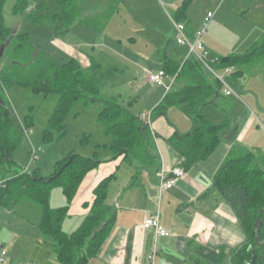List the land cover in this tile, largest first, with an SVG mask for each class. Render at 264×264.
Wrapping results in <instances>:
<instances>
[{
    "label": "trees",
    "instance_id": "trees-1",
    "mask_svg": "<svg viewBox=\"0 0 264 264\" xmlns=\"http://www.w3.org/2000/svg\"><path fill=\"white\" fill-rule=\"evenodd\" d=\"M6 0H0V47L11 39L4 56L7 63L0 65V213L13 211L21 202L37 206L41 210L39 231L45 237L40 242L52 251L59 264H88L98 255L106 237L114 226L115 209L107 204L110 184L116 179L115 172L103 178L93 190V201L88 205L89 213L73 233L64 231L68 208L53 209L51 192L55 184L61 186L71 204L87 177L102 164L121 159L131 166L153 168L157 157L154 135L149 125L129 107L120 104L114 97L102 95L97 79L86 73L78 60L61 64L39 48L29 43L26 34H15L5 22L3 8ZM193 0H185L174 14L176 21L186 23V13ZM120 0H111L106 8L109 19L118 9ZM58 11L49 18L38 14L42 5H32L30 0H17L16 14H23L34 24H51L60 21L64 25L62 34L78 20L95 29L102 24L82 13L78 0H54ZM117 4V5H116ZM116 5V7L114 6ZM13 36V37H12ZM215 69L233 67L232 85L239 91V79L247 69L264 64V33L243 54L220 57ZM95 67L97 64L94 63ZM98 68V67H97ZM169 76L176 77L174 85L161 103L152 111L166 116L170 108H176L194 123L188 134L176 135L168 140L171 147L183 158L184 169L207 160L217 149L221 136L229 123L218 125L202 114V108L213 104L223 96L221 84L212 77L202 63L190 59H169L162 68ZM15 87L30 89L34 94L59 95V103L43 132L44 142L67 134L65 118L74 106L100 104L98 114L105 134L111 137L109 150L112 157L107 160L71 155L60 161L50 177H43L39 170L24 168L15 170L18 163L15 153L25 136L24 129H31V118L26 127L7 100V92ZM247 149L235 148L213 179V186L228 201L244 231L246 242L232 257L234 264H250L252 250L258 255V264H264V159ZM61 172V173H60ZM60 173V174H59ZM43 178L44 180H42Z\"/></svg>",
    "mask_w": 264,
    "mask_h": 264
},
{
    "label": "crops",
    "instance_id": "crops-1",
    "mask_svg": "<svg viewBox=\"0 0 264 264\" xmlns=\"http://www.w3.org/2000/svg\"><path fill=\"white\" fill-rule=\"evenodd\" d=\"M158 1L165 5V0ZM121 2L122 0L119 8L109 19L106 10L86 14L99 21L102 24L101 29L77 21L84 27L76 32L83 43L81 44L83 48L95 38V33L107 35L111 20L114 15L120 13L118 12L120 5H123ZM179 6L173 4L174 13H168L171 23L175 20L174 14ZM190 9L191 6L186 13L185 24L188 33L193 36L203 27L208 13L212 12L209 11L203 20L196 22L195 17L190 14ZM120 22L127 25L123 21ZM73 28L74 26L66 34H70ZM263 33L264 31L262 33L258 31L255 37L260 39ZM173 38L174 40H168L163 48L161 44L157 46L153 53H138L136 50L131 55L118 49L122 48L123 42L117 40L116 46H107L106 50L115 60L120 61L121 67L115 66L110 72L124 73L125 69L142 66L148 75V72L161 69L169 59L184 60L188 48L177 45L174 28ZM129 41L132 45H137L136 38L131 37ZM203 41L213 55L218 57L230 55L228 52H221V46L210 36L207 37V33ZM242 41V47L248 50L257 38L254 41L244 38ZM144 46L148 47L147 44ZM91 62L96 63L99 68L98 62L90 59ZM218 74L227 77L224 68L220 69ZM252 74L251 69H247L239 79V98L226 97L223 94L213 104L202 108V114L208 120L218 125L226 122L229 124L212 155L190 169H184V158L171 147L168 140L176 133L185 135L193 131V121L182 113L187 119L182 120V125L174 126L163 121L168 120L167 116L154 122L149 118L151 114H138L141 119L146 117L148 125L150 119L155 144L153 154L157 157V163L151 169L142 166L136 168L118 159L99 167L108 170L114 168L112 173L115 172L116 179L110 184L107 204L115 209L116 218L98 255L88 264H234L233 254L245 244L246 237L234 210L225 197L214 188L213 179L235 148L247 149L263 162L264 130L261 123L264 122V79L259 74L260 77L256 79L261 80L262 84L258 82V85H251L249 81ZM166 94L165 89V93L156 98L154 108L161 103ZM172 109L174 108H170L168 112ZM174 166L185 170V177L172 189L161 193L160 187L164 179L170 178L168 171ZM106 172L107 169L104 173ZM104 177L101 173L97 175L96 171L87 177L84 185H89L91 191H88L91 195L95 186ZM91 199L90 204L93 201V198ZM147 216H159L162 226L171 232V236L158 238L155 230H145L143 222ZM23 238L25 239L21 236L19 241L21 242ZM20 242L9 238L0 239V248L4 247L8 251V258L4 264H59L52 251L40 243L43 242L42 236L34 238V244L31 245L33 251L27 252L26 257L21 255L23 252L20 250ZM155 252L156 256L152 260Z\"/></svg>",
    "mask_w": 264,
    "mask_h": 264
},
{
    "label": "rangeland",
    "instance_id": "rangeland-1",
    "mask_svg": "<svg viewBox=\"0 0 264 264\" xmlns=\"http://www.w3.org/2000/svg\"><path fill=\"white\" fill-rule=\"evenodd\" d=\"M30 1L33 6L41 4L42 9L38 14L49 18L59 10L54 0ZM110 1L78 0V3L82 13L86 15L91 14L92 11H105ZM184 1L165 0L163 6L158 0H122L123 5H120L118 11L120 13L114 15L111 20L106 31L107 35L95 33V38L88 41L84 48L76 34L77 30L84 27L78 22L73 25L70 34H62L64 25L60 21L52 20L51 24H34L25 15L14 12L17 0H6L3 13L9 28L18 34H26L32 46L39 48L53 60L60 63L78 60L85 72L97 79L103 96L118 99L120 104L129 107L136 115H150L155 109L153 104L156 98L165 93V88L150 82L142 66L125 69L124 73L113 74L110 70L115 66L120 68L121 64L107 53L106 49L107 46H116L117 40L123 42L122 48L118 49L129 55L136 50L138 53H153L160 44L163 48L168 40H174L173 26L168 13H174L173 4L182 5ZM209 11L214 13V18L208 23L207 37L210 36L217 45L221 46V52H228L230 55L243 54L247 49L242 47V39L259 40L255 37L256 32L264 31V0H193L190 14L195 17L196 22L203 20ZM120 21L127 25H122ZM131 37L136 38L137 45L131 44L129 41ZM145 44L148 47H145ZM163 51H166L165 48ZM90 59L98 62L99 68L95 67L94 63H90ZM7 60V58L1 60V68L5 66ZM251 72L253 74L250 84H262V81L256 77H260V74L264 79V64H256L251 68ZM59 99V95L34 94L27 88L15 87L7 92V100L13 106L23 126L26 127L27 118L32 119L31 129H27L32 133L23 137L15 153L18 163L16 171L21 172L24 168L31 171L39 170L43 177H50L60 161L74 154L88 158L98 156L102 160L112 157L109 150L111 137L105 134L104 126L98 119L100 104L89 106L78 104L72 107L65 118L67 134L63 138L56 137L51 143L44 142L43 132ZM167 113L168 120L165 117L163 121L169 125L170 123L174 126L182 125V120L187 119L176 108ZM163 117L155 114L153 121ZM33 151L36 152V159L33 157ZM106 169L107 172L104 173ZM106 169L99 168L96 171L97 175L101 173L108 177L114 171V168ZM88 186L83 184L71 204L61 186L55 184L52 188L51 207L68 208V217L64 223V229L68 234L81 226L88 212V205L93 198ZM40 220L41 210L27 202H21L13 211L3 210L0 213V239L9 238L19 243V238L25 237L20 242V250L23 252L21 255L26 257L27 252L33 251L31 245L34 244V238L42 236L38 228ZM42 238L45 240L44 236Z\"/></svg>",
    "mask_w": 264,
    "mask_h": 264
},
{
    "label": "built area",
    "instance_id": "built-area-1",
    "mask_svg": "<svg viewBox=\"0 0 264 264\" xmlns=\"http://www.w3.org/2000/svg\"><path fill=\"white\" fill-rule=\"evenodd\" d=\"M214 17V13H208L204 25L202 29L195 32L193 36H191L188 33L187 25L183 22H179L176 20H173V28H174V37L175 41L178 46L181 47H187L188 53L184 59V63L190 59H194L202 63L206 71L214 77L216 80L219 81L221 84V92L226 97H232L235 96L239 98V91H237L234 86L232 85V76L234 75L236 69L233 67H226L224 68L225 73L227 77H221L218 74V71L220 69H215V65H219L221 58L218 56H215L211 53V51L206 47L203 37L207 32V26L208 23L211 21V19ZM148 79L153 84L164 87L167 92L170 91L172 86L174 85L175 78L169 76L163 69H158L152 72H148ZM168 80H170L168 82ZM151 119V116L149 117ZM149 119V127H151V122ZM142 120L146 123L147 119L146 117H143ZM261 127L264 130V122L261 123ZM25 135L29 136L32 131L24 129ZM33 157L34 159L37 158L36 152L33 151ZM169 174L171 175L169 179L163 181L160 190L161 193L168 191L172 189L180 179L185 177V170H183L179 166H174L169 171ZM3 182L0 183V185ZM143 228L145 230H155L156 236L158 238H165L171 236V232L168 231L166 228H164L161 224L160 217L159 216H147L143 222ZM156 256V252L154 253V256L152 257V260H154ZM8 258V251L2 247L0 248V263L4 264Z\"/></svg>",
    "mask_w": 264,
    "mask_h": 264
},
{
    "label": "water",
    "instance_id": "water-1",
    "mask_svg": "<svg viewBox=\"0 0 264 264\" xmlns=\"http://www.w3.org/2000/svg\"><path fill=\"white\" fill-rule=\"evenodd\" d=\"M15 34H17L16 31H13V36ZM10 42H11V39H8L7 42L0 47V59L4 56L6 49L10 45ZM41 179L44 180L43 178H41ZM252 254H253V256H252L250 264H258V255L256 254V252L254 250H252Z\"/></svg>",
    "mask_w": 264,
    "mask_h": 264
}]
</instances>
